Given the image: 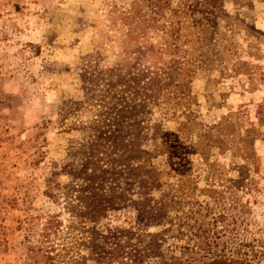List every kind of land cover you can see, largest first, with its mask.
<instances>
[{
    "label": "rangeland",
    "instance_id": "obj_1",
    "mask_svg": "<svg viewBox=\"0 0 264 264\" xmlns=\"http://www.w3.org/2000/svg\"><path fill=\"white\" fill-rule=\"evenodd\" d=\"M135 1L0 0V264H28L29 247L40 243L46 222L54 217L63 225L61 236L52 234L51 239L68 242L79 233L66 209L65 191L72 179L61 170L70 151L90 134L84 126L99 108L80 105L74 110L73 104L104 93L107 79L120 65L129 62L127 66H136L133 71L143 68L137 66L139 55L133 47L124 50L122 15ZM171 6L182 9L183 39L197 37L187 28H208L197 32L201 43L196 50L190 42L182 45L202 62L186 104L169 109L161 97L151 106L145 126L149 133L155 125L178 133L180 121L195 122L190 133L195 141L200 130L211 131L212 125L236 113L230 146L209 153L210 161L218 164L215 179L202 155L189 156L194 198L202 204L210 201L213 215L223 210L230 214L236 207L227 186H235L240 201L248 205L239 211L241 237L264 241V0H172ZM166 15L161 22L168 29L173 19L169 9ZM161 35V30L150 34L154 44L164 42ZM250 128L259 131L252 133L247 158L237 147L243 146ZM171 162L170 153L158 159L162 167ZM177 177L167 176L168 183L155 197L171 194ZM209 183L224 190L227 198L216 204L203 191ZM175 212H170L173 223L149 228L170 229L165 233L167 248L191 239L189 232L180 236L183 212ZM113 224L140 228L136 214L126 210L117 212ZM256 250L253 263L264 264V243Z\"/></svg>",
    "mask_w": 264,
    "mask_h": 264
},
{
    "label": "trees",
    "instance_id": "obj_2",
    "mask_svg": "<svg viewBox=\"0 0 264 264\" xmlns=\"http://www.w3.org/2000/svg\"><path fill=\"white\" fill-rule=\"evenodd\" d=\"M171 5L172 0H137L131 10L123 13L124 50L129 52L133 47L139 55L137 66L143 68L133 71L136 66H127L129 62L120 65L107 79L104 93L73 104L74 110H79L80 105L99 108L93 121L84 126L90 134L70 151L61 170L72 179L66 186V209L74 219L72 228L79 233L71 241L56 242L51 235L61 236L63 222L57 217L50 219L40 243L29 247L28 264H254L256 245L264 241L241 237L239 211L248 205L240 201L235 186L227 188L236 209L230 214L223 210L213 215L210 201L202 204L194 198L196 186L191 176L189 156L197 153L206 159L211 178L215 179L218 164L210 161L209 153L230 146L236 113L212 125L211 131L200 130L195 141L190 136L195 122L180 121L178 133L164 131L160 125L149 133L145 126L151 106L159 104L161 97H165L169 109L186 104L191 98L190 83L196 67L202 62L200 56L194 57L182 45L190 42L196 50L201 43L197 32L206 33L208 28H187L192 37H197L183 39L182 9ZM166 9L173 18L168 29L161 22L167 17ZM160 30L164 42L154 44L150 34H159ZM169 90L172 97L167 95ZM183 114L191 118L187 111ZM258 131L246 129L243 146L237 147V153L251 156L252 133ZM168 153L174 162L160 166L158 159ZM170 174L178 176L173 191L156 198L155 192L163 189ZM203 191L216 204L227 198L224 190L212 183ZM121 210L134 212L140 228L114 226L113 218ZM171 211L178 215L183 212L178 223L180 236L191 234L188 243L176 248L165 245L169 228L149 231L151 226L173 223Z\"/></svg>",
    "mask_w": 264,
    "mask_h": 264
}]
</instances>
